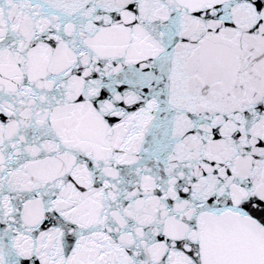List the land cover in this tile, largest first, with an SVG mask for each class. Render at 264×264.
Wrapping results in <instances>:
<instances>
[{"label":"snow or ice","instance_id":"obj_1","mask_svg":"<svg viewBox=\"0 0 264 264\" xmlns=\"http://www.w3.org/2000/svg\"><path fill=\"white\" fill-rule=\"evenodd\" d=\"M0 264H264V0H0Z\"/></svg>","mask_w":264,"mask_h":264}]
</instances>
